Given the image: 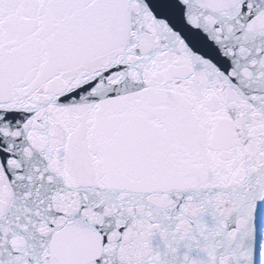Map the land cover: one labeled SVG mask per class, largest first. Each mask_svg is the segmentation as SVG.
Wrapping results in <instances>:
<instances>
[{"label": "snow or ice", "instance_id": "1", "mask_svg": "<svg viewBox=\"0 0 264 264\" xmlns=\"http://www.w3.org/2000/svg\"><path fill=\"white\" fill-rule=\"evenodd\" d=\"M0 264H264V0H0Z\"/></svg>", "mask_w": 264, "mask_h": 264}]
</instances>
